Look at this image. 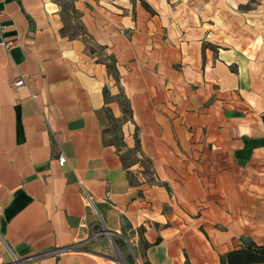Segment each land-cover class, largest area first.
I'll return each instance as SVG.
<instances>
[{"label":"crops","instance_id":"crops-1","mask_svg":"<svg viewBox=\"0 0 264 264\" xmlns=\"http://www.w3.org/2000/svg\"><path fill=\"white\" fill-rule=\"evenodd\" d=\"M183 1L0 0V264L264 245V0Z\"/></svg>","mask_w":264,"mask_h":264},{"label":"rangeland","instance_id":"rangeland-1","mask_svg":"<svg viewBox=\"0 0 264 264\" xmlns=\"http://www.w3.org/2000/svg\"><path fill=\"white\" fill-rule=\"evenodd\" d=\"M205 1L206 0H198L197 6H201V5L205 4ZM211 1L212 2H210V1H208V2L209 3H213L215 5V8H218L217 10L219 12H218L217 16L219 18L226 17L225 14H223L222 12L227 13V16L229 17L228 20L231 23V24H229L231 28H234L236 25L239 24V22H238V20H239L238 17L239 16L237 14V11L234 10V12H233L231 10H228L230 8H233L234 5L232 3H229V5L227 6V3H225V0H211ZM183 2H184L185 5H189L191 0H185ZM224 7H226V8H225L224 11H222L221 8H224ZM232 32H235V31L232 30ZM258 48H259L258 51L264 52V45L259 44V41H257V44H255L254 47H251V50L254 51V50L258 49ZM118 99H119L118 101L122 102V99L120 98V96H119ZM125 117L126 116H123V118H125ZM123 120L124 119H122V118H120V119H110V123H109V125L107 127L108 128L107 132L109 131V133L111 134L110 139H113L117 144H120V136H121L120 126H121V123H122ZM131 156H132L131 154H129L127 156L130 159V161L133 160V158ZM139 159H140V161H143L141 158H139ZM142 164H143V166H147V163L146 164L142 163Z\"/></svg>","mask_w":264,"mask_h":264},{"label":"trees","instance_id":"trees-1","mask_svg":"<svg viewBox=\"0 0 264 264\" xmlns=\"http://www.w3.org/2000/svg\"><path fill=\"white\" fill-rule=\"evenodd\" d=\"M109 71L114 74V64L108 66ZM115 79H117V75H115ZM122 96V95H120ZM124 102L127 103L126 99ZM123 112L129 116H131V110L127 106L123 108ZM262 121L264 125V115H262ZM136 144H139L138 139L136 140ZM224 259L228 264H264V245L262 246H249L240 250L232 251L228 253Z\"/></svg>","mask_w":264,"mask_h":264},{"label":"built area","instance_id":"built-area-1","mask_svg":"<svg viewBox=\"0 0 264 264\" xmlns=\"http://www.w3.org/2000/svg\"><path fill=\"white\" fill-rule=\"evenodd\" d=\"M0 16H1V12H0ZM0 45H2L4 48H6L8 50V49H10L13 46L19 45V39L18 38H12L10 40H2L0 38ZM23 83H24L23 76L20 75L18 77V79L15 80L14 85L15 86H20ZM57 162H58V164L60 166H63L65 164L66 157H65V155L63 153H60L58 155ZM37 257H38V255L37 256L35 255V256L28 257V258H26L24 260H26V261H34ZM13 261L14 262H18L19 264H21V261L17 257H15V256L13 257ZM247 264H253V263H247Z\"/></svg>","mask_w":264,"mask_h":264}]
</instances>
